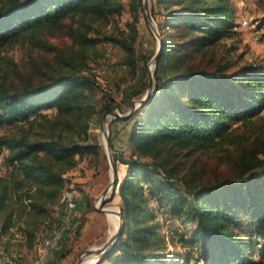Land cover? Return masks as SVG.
Masks as SVG:
<instances>
[{
	"label": "trees",
	"instance_id": "obj_1",
	"mask_svg": "<svg viewBox=\"0 0 264 264\" xmlns=\"http://www.w3.org/2000/svg\"><path fill=\"white\" fill-rule=\"evenodd\" d=\"M129 2L134 17L129 33L99 37L92 31L121 15L120 0H0V50L19 43L57 50L44 36L61 33L77 46L36 82L0 80V127L39 117L50 123L37 139L23 130L0 134L8 169L0 173V235L24 222L20 229L35 248L39 230L70 183L67 174L80 158H100L91 121L116 107L100 97L96 77L83 73L92 70L88 48L111 42L125 53L123 65L148 76L150 57L142 62L137 53L143 0ZM151 11L163 43L156 91L128 118L115 119L130 126L129 156L118 152L113 134L109 142L116 170L118 163L127 166L113 191L121 198L124 227L98 264H264V241L255 238L264 228V125L252 124L264 120V64L195 61L237 37L233 0H152ZM51 110L54 119L46 115ZM243 126L244 133L237 134ZM225 145L241 152L230 157L226 177L197 181L186 169L191 154Z\"/></svg>",
	"mask_w": 264,
	"mask_h": 264
},
{
	"label": "rangeland",
	"instance_id": "obj_2",
	"mask_svg": "<svg viewBox=\"0 0 264 264\" xmlns=\"http://www.w3.org/2000/svg\"><path fill=\"white\" fill-rule=\"evenodd\" d=\"M123 4V11L118 17L111 18V21L105 25H96L95 30L92 31V36L105 37L106 35H120L122 33L128 34L130 31L129 25L133 23L134 17L132 15L131 9L129 8V0H120ZM237 9V21L239 24L238 35L234 39H226L215 47L211 48L204 56H197L195 58L196 63L201 61L202 65H206L209 61H214V63L226 61H237L239 65L251 62V63H263L264 64V0H233ZM149 12L152 15L151 7L152 0H149ZM152 18L154 19L153 15ZM247 20V25H243V21ZM98 27V28H97ZM155 28L158 29V24L153 20L151 25L147 18V13L145 9V0H143V9L139 14V22L137 24L138 30V40H137V53L141 57L143 62V57H150L148 63V76L142 78L140 75L138 78L134 75L131 70L126 66L125 70L119 68L122 66V62H118L120 50L119 48H114L111 51L110 61L103 68H100L99 61L102 59V55L105 52V46L103 43H99L96 46H91L88 48L89 65L92 67L91 71H83V73L96 77L95 70L101 69L102 75L97 79L100 84V97L108 99L111 101V105L115 106L118 113L123 117L128 115L129 110H132L136 104V111L140 108L139 101L145 96L149 88V79L151 76V70L155 72L154 69H150V65L153 64V54L157 53L159 49L158 37L155 33ZM46 41L57 48V50L52 49H32L31 44H16L11 47L4 48L0 50V80L3 78L5 82H16L21 84L24 82L25 78L33 77L35 82L41 77V74L48 71L49 66L54 67L58 65L60 58L71 56L74 51H77V46L72 43V39L64 34H47L44 36ZM52 50V51H51ZM212 63V66L213 64ZM156 69V68H155ZM152 71V72H153ZM139 88L140 90H137ZM103 94V96H102ZM127 99L126 101L123 99ZM46 115L50 119L55 118V111H48ZM105 114L98 113L94 116L91 121V126L89 133L91 134V140L97 138L99 144L101 145V154L99 159L86 160V157L80 158V171L77 176L69 177V182L72 184L77 191L89 192L91 195L90 199L93 214L91 217H87L80 220V227L84 224V221L91 220V229L88 234V240H91L90 247L95 248L103 243L105 239L112 235V225L107 217L108 208H121V198L118 192L115 196L110 197L107 194L105 198V203L99 204L104 208V211L95 208V200L98 199L103 191L111 184L114 179V169L109 164V152L106 148L107 143L104 140L103 130L101 129L102 123L105 122L106 130L110 133V138L113 134V140L117 147L118 152L124 153V155L129 156L131 151V145L129 142L128 131L130 129L129 124L116 121V118L109 115L106 120H104ZM264 116V115H263ZM262 116V117H263ZM254 127H259L264 125L263 118L254 119ZM50 123H47L43 117L36 118L26 124H15L8 125L4 124L0 127V134L10 135L13 133H21L20 131L26 132L30 135L32 139H37L40 137L44 131L49 128ZM236 126H242L241 124H236ZM261 132V141H264V127ZM245 127H241L237 134L244 133ZM77 142L80 139L76 138ZM245 145H250L248 141ZM241 148V147H240ZM224 149V150H223ZM217 148L214 150H209L208 152L193 153L189 160L187 161L186 169L191 172H195L197 176V181L201 180H213L216 177H226L229 173L230 168H232L231 158L238 157L241 152L239 147L236 145H225L224 148ZM6 152V151H5ZM5 152L0 153V173H7V165L4 162ZM108 153V154H107ZM111 155L114 156L113 151ZM183 155V152L180 154ZM231 157V158H230ZM184 160L185 157H179ZM114 159V157H113ZM118 171V172H117ZM119 179L122 180L127 172V166L118 163L116 170ZM110 206V207H109ZM91 210V212H92ZM121 221V220H120ZM161 222L164 223V218H161ZM25 223L21 222L19 227H24ZM166 226V225H165ZM120 227V226H119ZM18 229V228H17ZM166 228L164 229V231ZM18 230L16 231V233ZM19 234V233H17ZM20 235V234H19ZM99 238V239H98ZM21 240V238H18ZM2 242L5 241L2 239ZM26 242V241H25ZM19 246H12L19 252L29 253V250L22 242H18ZM24 245V246H23ZM87 248V249H88ZM83 250V249H81ZM86 249L83 250V252ZM31 253V252H30ZM82 254V253H81ZM80 253H73L71 256L72 264H75L81 255ZM77 256V257H76Z\"/></svg>",
	"mask_w": 264,
	"mask_h": 264
},
{
	"label": "built area",
	"instance_id": "obj_3",
	"mask_svg": "<svg viewBox=\"0 0 264 264\" xmlns=\"http://www.w3.org/2000/svg\"><path fill=\"white\" fill-rule=\"evenodd\" d=\"M243 25H247L248 21L245 19ZM105 53L99 61L100 68L107 65L110 61L111 51L114 46L111 42L104 43ZM150 69L154 68L151 64ZM153 71V70H151ZM96 78L102 75L101 69L95 70ZM103 96V94H102ZM91 157L87 156L86 160ZM99 199V198H98ZM98 199L95 200V208L99 209L101 206L98 204ZM77 218V190L72 184H67L63 189L57 204L53 209L52 216L45 222L37 235V245L35 247V257L30 261L26 256L14 249L7 246L2 242L0 235V264H45L50 256H52L56 249L67 238L71 225ZM258 242L264 241V228L255 236Z\"/></svg>",
	"mask_w": 264,
	"mask_h": 264
},
{
	"label": "crops",
	"instance_id": "obj_4",
	"mask_svg": "<svg viewBox=\"0 0 264 264\" xmlns=\"http://www.w3.org/2000/svg\"><path fill=\"white\" fill-rule=\"evenodd\" d=\"M129 8H130V4H129ZM119 50H120L119 51L120 54H119V58L117 61L122 62L125 57V53L121 49ZM119 68L125 70L126 66L122 65ZM138 78L141 79L139 75H138ZM137 90H140V89L138 88ZM123 100L126 101L127 99H123ZM130 111L131 110H129V112ZM82 166L83 164L80 165L79 163L76 168H74L71 172L68 173L69 176L70 177L77 176L80 171V167ZM90 196L91 195H89V192L83 193L80 190L77 191V218L74 221V223L71 225L67 238L56 249L55 253L48 258L45 264H72L73 261H71V256L73 253H77V255L78 253L81 254L83 253L84 249H87L88 247H90L91 245L90 243H92V241L88 240V234L91 229L90 227L91 220L88 219L84 221V224L82 225V227H80V220L81 219L85 220V218L89 216L91 217V215L94 213L93 212L94 209L92 208L91 203L87 201V198H91ZM17 230H18L17 233H19L20 235L16 233ZM1 236H2V239L5 241L4 244L7 246H10V247L19 246L18 242H22V244H24L28 249H32V248H29L27 244L26 232H24L23 229H20L19 231L18 226L13 227L9 233L3 234ZM18 238H21V240ZM107 240L108 238L105 239L103 242L101 241H98V242L104 244ZM35 252H36V249L33 248L32 250H29V253H23V254L26 256V259L28 261L29 260L31 261L35 257V254H36Z\"/></svg>",
	"mask_w": 264,
	"mask_h": 264
},
{
	"label": "water",
	"instance_id": "obj_5",
	"mask_svg": "<svg viewBox=\"0 0 264 264\" xmlns=\"http://www.w3.org/2000/svg\"><path fill=\"white\" fill-rule=\"evenodd\" d=\"M148 2H149V0H145V9H146V13H147L148 21H149V23L152 25L154 19L152 18L151 13L149 12V9H148V8H149ZM154 30H155V33H156V35H157V37H158V41H159V49H158L156 55L153 57V61H154V62H153V64H154V68H153V69L155 70V68H156V63H157V58H158V54H159V52L162 50L163 43H162V38H161V35H160V32H159V29L155 28ZM155 91H156V86H155V80H154V71H153V72L151 71V76H150V79H149V88H148L147 93L145 94V96L139 101V106L142 105V104L144 103V101L147 100L151 95H153ZM136 107H137V106H136V104H135L134 107H133V109L128 113V115H126V116H124V117H123L120 113H118L117 111H114V112H112V113H110V114H106V115L104 116V120H106V118H107L109 115H112V116H114V117H119V118H128V117L131 115V113H133L134 111H136ZM101 129H102L103 131H105V129H106V124H105V122L102 123V125H101ZM109 142H110V133H109V131H108V132H107V149H108V152H109V159H110L109 161H110V165H111L112 168L114 169V179H113V181L111 182V184H110V185H109V186L103 191V193L101 194V196H100L99 198H102V197L106 198V196H107V194L110 192V190H111V195H110L109 198H111V197L113 196L114 187H115V185H116L117 182H118V175H117V172H116V164H115V161H114V159H113V156L111 155L112 148H111ZM106 200H107V199H106ZM106 200H105V201H106ZM105 201H104V202H105ZM104 202L102 203V205L104 204ZM102 205H101V207H100L99 209H100L101 211L106 212V211L104 210V208L102 207ZM99 209H98V210H99ZM119 217H120V220H121V225H120L118 231H116L115 234H114L113 236H110V237L108 238V240H107L104 244L98 246V249H97V250L92 251V248H88V249H86V250H85V251L79 256V258H78V260H77V262H76L75 264H82V263L85 261L86 257H89L90 255H96V256H98V261H97V263H96V264H98V263L104 258L105 254H106L107 252H109L110 250L113 249L115 243H116V242L118 241V239L120 238V236H121V234H122V231H123V227H124V221H123L122 209H121V208H119Z\"/></svg>",
	"mask_w": 264,
	"mask_h": 264
},
{
	"label": "bare ground",
	"instance_id": "obj_6",
	"mask_svg": "<svg viewBox=\"0 0 264 264\" xmlns=\"http://www.w3.org/2000/svg\"><path fill=\"white\" fill-rule=\"evenodd\" d=\"M103 133H105L104 134V140L107 141V130L105 129V131H103ZM105 144H106V148H107V143L105 142ZM109 164H110V161H109ZM110 193H111V190H110V192L108 194L110 195ZM104 200H105L104 197L99 198L98 199V204H102L104 202ZM106 211L108 212V214H107L108 216L107 217L109 218V220L111 222V225L113 226L112 227V235H114L115 232L118 231L119 226L121 225V221H120V217H119V208L118 207H116V208H108V209H106ZM97 249H98V247H95V248L92 249V251H95ZM97 261H98V256L90 255L89 257H86L85 261L82 264H96Z\"/></svg>",
	"mask_w": 264,
	"mask_h": 264
}]
</instances>
